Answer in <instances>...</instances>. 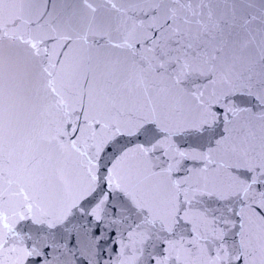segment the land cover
<instances>
[{"label": "snow or ice", "instance_id": "1", "mask_svg": "<svg viewBox=\"0 0 264 264\" xmlns=\"http://www.w3.org/2000/svg\"><path fill=\"white\" fill-rule=\"evenodd\" d=\"M0 264H264V0H0Z\"/></svg>", "mask_w": 264, "mask_h": 264}]
</instances>
